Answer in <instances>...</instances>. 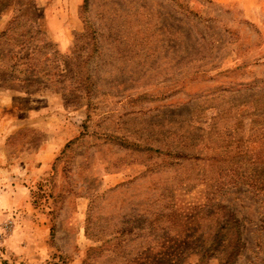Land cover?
<instances>
[{
    "label": "rangeland",
    "instance_id": "rangeland-1",
    "mask_svg": "<svg viewBox=\"0 0 264 264\" xmlns=\"http://www.w3.org/2000/svg\"><path fill=\"white\" fill-rule=\"evenodd\" d=\"M0 71L51 93L0 108L53 117L32 264H264V0H0Z\"/></svg>",
    "mask_w": 264,
    "mask_h": 264
},
{
    "label": "crops",
    "instance_id": "crops-1",
    "mask_svg": "<svg viewBox=\"0 0 264 264\" xmlns=\"http://www.w3.org/2000/svg\"><path fill=\"white\" fill-rule=\"evenodd\" d=\"M17 79L14 76L5 78L0 71V108L30 103L33 98L41 99L51 94L43 91L45 87L39 91L28 90L27 85ZM52 120L48 113H28L24 117L19 112L0 113V185L3 186L0 191V220L6 217L12 219L5 253L16 262L23 260L26 264H32V257L39 260L41 252L47 250L45 240H39L34 235L38 226L34 223L37 222L36 209L33 207L32 221L30 188L26 184H32L42 171L50 168L56 144ZM33 121H40V127H44L41 128L40 140L34 145ZM22 131L25 133L22 134Z\"/></svg>",
    "mask_w": 264,
    "mask_h": 264
},
{
    "label": "built area",
    "instance_id": "built-area-1",
    "mask_svg": "<svg viewBox=\"0 0 264 264\" xmlns=\"http://www.w3.org/2000/svg\"><path fill=\"white\" fill-rule=\"evenodd\" d=\"M4 230H6V231H10L11 230V228H12V226H11V224H6L5 226H4Z\"/></svg>",
    "mask_w": 264,
    "mask_h": 264
}]
</instances>
